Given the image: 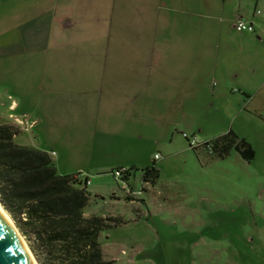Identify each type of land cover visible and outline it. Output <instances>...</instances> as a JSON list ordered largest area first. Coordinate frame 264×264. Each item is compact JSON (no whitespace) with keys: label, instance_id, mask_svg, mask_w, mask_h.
Instances as JSON below:
<instances>
[{"label":"rangeland","instance_id":"obj_1","mask_svg":"<svg viewBox=\"0 0 264 264\" xmlns=\"http://www.w3.org/2000/svg\"><path fill=\"white\" fill-rule=\"evenodd\" d=\"M63 1L40 15L36 0H0V120L15 141L90 179L86 215L122 218L103 233L110 264H264V0ZM257 9L255 32L231 27ZM230 130L253 160L187 139Z\"/></svg>","mask_w":264,"mask_h":264},{"label":"trees","instance_id":"obj_2","mask_svg":"<svg viewBox=\"0 0 264 264\" xmlns=\"http://www.w3.org/2000/svg\"><path fill=\"white\" fill-rule=\"evenodd\" d=\"M19 133L17 125L0 120V203L38 263L110 264L103 233L122 218L86 215L91 202L86 188L90 179L81 174H59L50 153L15 141ZM187 139L194 150L206 149L215 158H226L234 150L248 161L256 156L253 145L233 130L197 145ZM117 171L119 178L130 176V169L120 166L113 174ZM149 176L154 182L159 170L147 167L146 181Z\"/></svg>","mask_w":264,"mask_h":264},{"label":"water","instance_id":"obj_3","mask_svg":"<svg viewBox=\"0 0 264 264\" xmlns=\"http://www.w3.org/2000/svg\"><path fill=\"white\" fill-rule=\"evenodd\" d=\"M31 254L34 256L32 251ZM0 264H33L32 260L28 256L23 246L21 238L15 232L14 228L10 225V223L7 221V219L4 217L1 211H0Z\"/></svg>","mask_w":264,"mask_h":264},{"label":"crops","instance_id":"obj_4","mask_svg":"<svg viewBox=\"0 0 264 264\" xmlns=\"http://www.w3.org/2000/svg\"><path fill=\"white\" fill-rule=\"evenodd\" d=\"M72 1H74V0H65V1H63L64 3H71ZM46 2H51V4H57L58 3V5L60 6L61 5V0H36V3H38V7H37V13L38 14H42L43 12H45V11H47V9H46V7H45V10H42V4L43 3H46ZM69 7H70V5H69ZM74 14V13H73ZM257 14H261V11H260V9H257L256 10V12L253 14V16H254V18H252V17H250V16H248V15H246V14H244V13H242V12H240V11H238L236 14H235V16H234V20H233V22H232V24H231V27L233 28V29H235L237 32H239V33H245V32H255L256 31V29H257V22L255 21V18H256V16H257ZM56 16L59 18L58 19V21L61 23V24H63V26H72L73 25V20H72V16L68 13V14H66L65 16L64 15H58V11L56 12ZM56 16H54L53 17V20H55V17ZM238 19H244V20H246L247 22H250V23H253V25H254V30L253 31H238L236 28H235V22L238 20ZM55 21H53V25H55ZM261 38V37H260ZM12 109H14V110H16L15 108H12ZM34 123H37V121L35 120L34 121ZM52 154H53V152H52ZM52 156V155H51Z\"/></svg>","mask_w":264,"mask_h":264},{"label":"bare ground","instance_id":"obj_5","mask_svg":"<svg viewBox=\"0 0 264 264\" xmlns=\"http://www.w3.org/2000/svg\"><path fill=\"white\" fill-rule=\"evenodd\" d=\"M0 211L2 212V214L4 215V217L7 219V221L10 223V225L14 228L15 232L18 234V236L21 238L23 246L28 254V256L30 257V259L32 260L33 264H39L38 261H36V259L34 258V256L31 254V251L27 245V243L25 242V239H23L22 235L20 234V232L18 231V229L16 228L15 223L13 222V219H11L10 215L8 214V212L4 209V207L1 205L0 203Z\"/></svg>","mask_w":264,"mask_h":264},{"label":"built area","instance_id":"obj_6","mask_svg":"<svg viewBox=\"0 0 264 264\" xmlns=\"http://www.w3.org/2000/svg\"><path fill=\"white\" fill-rule=\"evenodd\" d=\"M235 28L238 30V31H253L254 30V25L253 23H250V22H247L246 20L244 19H238L235 23ZM192 143H195V145L199 144V141L196 140V139H193V142ZM159 155L157 154L156 155V158H158ZM116 174L119 176L120 173L117 171Z\"/></svg>","mask_w":264,"mask_h":264}]
</instances>
